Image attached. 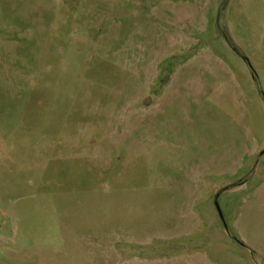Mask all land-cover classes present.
I'll list each match as a JSON object with an SVG mask.
<instances>
[{"label": "rangeland", "instance_id": "374dc122", "mask_svg": "<svg viewBox=\"0 0 264 264\" xmlns=\"http://www.w3.org/2000/svg\"><path fill=\"white\" fill-rule=\"evenodd\" d=\"M0 264H264V0H0Z\"/></svg>", "mask_w": 264, "mask_h": 264}, {"label": "water", "instance_id": "95a60500", "mask_svg": "<svg viewBox=\"0 0 264 264\" xmlns=\"http://www.w3.org/2000/svg\"><path fill=\"white\" fill-rule=\"evenodd\" d=\"M148 101H149V100H148ZM215 205H216V208H217V210H218V212H219V214H220V217H221L222 221L224 222V219H223V216H222V214H221V211H220V208H219L218 203L216 202Z\"/></svg>", "mask_w": 264, "mask_h": 264}]
</instances>
